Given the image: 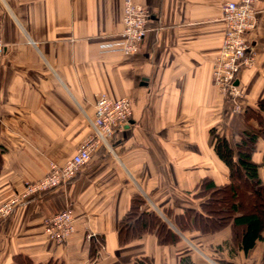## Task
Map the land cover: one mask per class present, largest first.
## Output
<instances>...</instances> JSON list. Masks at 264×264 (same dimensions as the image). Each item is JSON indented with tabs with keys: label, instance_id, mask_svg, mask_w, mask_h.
Segmentation results:
<instances>
[{
	"label": "crops",
	"instance_id": "1",
	"mask_svg": "<svg viewBox=\"0 0 264 264\" xmlns=\"http://www.w3.org/2000/svg\"><path fill=\"white\" fill-rule=\"evenodd\" d=\"M134 1L148 7L149 31L140 51L125 55L104 48L120 40L124 0H0V205L26 196L0 223V264H264V237L240 250L232 221L205 233L177 223L188 210L203 212L196 194L205 179L231 181L212 130L234 144L245 120L212 70L225 35L222 6L239 0ZM257 6L259 22L247 36L256 64L238 76L244 110L264 98V0ZM102 92L131 99L130 123L67 184L25 195V182L64 164L92 133ZM263 156L260 138L254 159ZM138 197L139 213L121 230ZM64 209L76 229L58 243L45 221ZM144 212L180 240L162 243L156 225L142 228ZM89 232L97 239L86 240Z\"/></svg>",
	"mask_w": 264,
	"mask_h": 264
},
{
	"label": "built area",
	"instance_id": "2",
	"mask_svg": "<svg viewBox=\"0 0 264 264\" xmlns=\"http://www.w3.org/2000/svg\"><path fill=\"white\" fill-rule=\"evenodd\" d=\"M258 0L228 1L222 6L225 35L219 53L213 62L212 81L223 97L232 104L234 114L244 110V92L238 76L243 67L256 64V47L248 40V34L255 30L259 22ZM149 9L134 0H124L123 30L120 40L105 45L107 50L119 51L125 55L137 54L147 33ZM6 48L0 39V53ZM95 116L91 120L92 133L78 147L76 153L64 164H51L48 174L36 181L25 182V195L52 190L67 184L76 177L81 167L90 161L92 152L101 144L109 145L117 133L131 121L132 102L130 98H111L107 93L98 94ZM16 200L22 196L16 194ZM11 202L0 207V223L14 210ZM75 218L70 209L50 215L45 221L47 235L58 243L65 242L75 232ZM97 235L89 232L86 240H96Z\"/></svg>",
	"mask_w": 264,
	"mask_h": 264
},
{
	"label": "trees",
	"instance_id": "3",
	"mask_svg": "<svg viewBox=\"0 0 264 264\" xmlns=\"http://www.w3.org/2000/svg\"><path fill=\"white\" fill-rule=\"evenodd\" d=\"M258 106V109H245L240 114L245 120V125L238 133L240 139L234 144L227 138L214 135L215 150L230 169V183L218 186L213 181L205 179L196 194L203 199L201 205L203 212L188 210L186 218L182 217L177 222L182 231L197 229L205 233L221 229L232 221L234 232L232 244H236L245 252L264 237V178L260 174V170H264V156L261 163L254 159L259 139H264V98ZM251 112H255V124L247 123L253 118ZM215 132L213 129L212 133ZM142 203L141 197L134 198L131 210L121 222V230L132 226V220L139 213L138 209ZM141 217L148 218L147 221H143L142 228L156 225L162 243L180 240V237L155 212H144ZM182 264L191 263L188 258H183Z\"/></svg>",
	"mask_w": 264,
	"mask_h": 264
},
{
	"label": "rangeland",
	"instance_id": "4",
	"mask_svg": "<svg viewBox=\"0 0 264 264\" xmlns=\"http://www.w3.org/2000/svg\"><path fill=\"white\" fill-rule=\"evenodd\" d=\"M224 99H225V101L226 102H228V103H230L231 104V102L228 100V99H226L225 97H224ZM251 116L253 117L252 119H253V121H255L256 122V118H254V116H255V112H251ZM255 122H254V124H255ZM239 131H240V129H238V130H236V134H238L239 133ZM213 135H217V133L215 132ZM238 136V135H237ZM249 147V146H248ZM247 147V148H248ZM16 196L17 195H13V196H11L10 198H8L6 201H4L1 205H0V207L2 206V205H4V204H6V203H9V202H11L12 204H11V206H13L14 207V210L12 211V213L15 211V208L21 203V202H23L24 200H25V198L24 197H26V196H22L19 200H16L15 198H16ZM19 196H21V195H19ZM11 213V214H12ZM10 214V215H11ZM9 215V216H10ZM8 216V217H9ZM7 217V218H8Z\"/></svg>",
	"mask_w": 264,
	"mask_h": 264
}]
</instances>
